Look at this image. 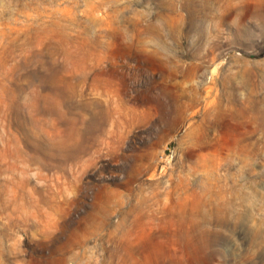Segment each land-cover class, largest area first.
Instances as JSON below:
<instances>
[{"label":"rangeland","instance_id":"374dc122","mask_svg":"<svg viewBox=\"0 0 264 264\" xmlns=\"http://www.w3.org/2000/svg\"><path fill=\"white\" fill-rule=\"evenodd\" d=\"M0 264H264V0H0Z\"/></svg>","mask_w":264,"mask_h":264}]
</instances>
